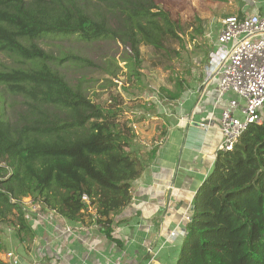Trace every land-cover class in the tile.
Returning a JSON list of instances; mask_svg holds the SVG:
<instances>
[{
  "label": "trees",
  "instance_id": "trees-1",
  "mask_svg": "<svg viewBox=\"0 0 264 264\" xmlns=\"http://www.w3.org/2000/svg\"><path fill=\"white\" fill-rule=\"evenodd\" d=\"M183 32L155 0H0V52L13 62L0 66V264H7L1 224L21 242L35 233L27 197L72 223L85 224L88 215L87 224L125 249L115 217L132 201V184L156 149L142 151L116 97L95 101L86 78L71 83L63 68L97 65L75 51L80 43L115 41L130 47L121 61L128 81L140 83L141 47L173 59ZM104 62L118 78L119 61ZM184 85L176 80L171 100L183 96ZM260 115L262 123L250 125L232 150L217 151L172 264H264V106Z\"/></svg>",
  "mask_w": 264,
  "mask_h": 264
},
{
  "label": "crops",
  "instance_id": "crops-1",
  "mask_svg": "<svg viewBox=\"0 0 264 264\" xmlns=\"http://www.w3.org/2000/svg\"><path fill=\"white\" fill-rule=\"evenodd\" d=\"M262 10V4L252 9ZM218 90V81L214 78L204 81L176 107L175 114L169 111L162 119L148 115L138 122L142 151L156 149V152L149 158L140 178L132 184V201L115 217L116 221H121L116 228L124 240V250L112 248L113 243L98 231L95 223L69 222L74 228L78 227L77 237L62 232L69 223L56 215L59 219L52 220L57 225L49 221L34 227L37 239L32 251L18 246L20 264H29L35 257L48 264H113V260H118V264H172L184 231L180 218L212 170L221 143L219 117L229 97H221ZM202 122L206 125L201 126ZM150 123L153 125L148 128ZM174 214L177 220L172 221ZM177 225H180V234L171 238L170 232ZM5 245L10 248V239H6ZM47 248L53 254H49Z\"/></svg>",
  "mask_w": 264,
  "mask_h": 264
},
{
  "label": "rangeland",
  "instance_id": "rangeland-1",
  "mask_svg": "<svg viewBox=\"0 0 264 264\" xmlns=\"http://www.w3.org/2000/svg\"><path fill=\"white\" fill-rule=\"evenodd\" d=\"M155 2L160 9L168 11L171 17L178 21L184 28L182 37L184 42L181 43L183 48L181 49L180 45L174 44V42L171 43L176 49H181L180 56H174L173 59L168 58L166 60L161 54L155 53L151 46H142V82L138 83L134 79L128 81V70L124 62L121 61L123 54L125 52H130V47L115 41H110V43L108 41H97L92 43L89 47L85 46L84 43H80L79 46L75 48L76 52L79 51L96 62V66L84 68L69 66L63 68L64 73L71 83H75L82 77L86 78L84 84L88 87L87 93L95 101L102 103L111 97H116L117 101L121 103L123 118L130 122L135 121L138 123L141 121L138 119H143V117L146 118L148 115L162 119L169 111L175 114L177 112L176 107L186 101L190 93L194 92L195 88L198 87L200 83L206 82V68L215 42V36L220 30V21L229 15L242 16L244 13L251 12V5H253L252 0H155ZM107 16L109 17V22L115 25V18L110 17L108 14ZM210 32L212 34L208 35ZM69 41V39H66L64 44L71 45L72 43ZM39 43L47 49H56L42 40H39ZM113 57L119 61L121 67L118 72V78H114L112 75L105 72L106 62L104 61L112 59ZM12 63L11 58L0 52V66ZM178 79H183L186 91L182 97L171 100L170 93L174 88V83ZM214 80L215 82L219 81V77L214 78ZM109 81L114 83V85L107 86ZM195 83H197V85L193 87ZM7 109L8 111L11 110L9 106H7ZM152 125L151 123L148 124V128ZM219 134L221 142V130ZM190 139H192L191 135ZM138 143L140 144L142 142ZM31 200L32 202L29 204L31 208L29 211L30 213L34 211L47 212L43 204L32 198ZM31 217H33L32 214L31 216L29 215V218ZM84 218L86 219L85 223H88V215H85ZM171 218L172 221L177 220V215L174 214ZM54 219L56 221V219L59 218L55 216ZM169 220L166 224L167 228L169 226ZM183 220L182 215L180 222ZM66 221L68 223L70 222L68 220ZM37 223L38 221L31 222L34 227L38 226ZM70 223L73 224L72 222ZM70 223L68 226L72 231L67 233H72L74 237H77L76 232L78 227L74 228ZM184 223L185 220L183 221V224ZM89 224H94V222ZM1 225L4 239L3 253L8 250H15L19 253L18 246H21L26 251H32L30 250L31 247L36 245L35 240L37 239V235L35 233H33V237L28 238L27 242H21L14 230L9 232L8 225ZM76 225H78V223ZM97 228L99 231V227ZM6 239H10V248L5 245ZM115 247L117 248V245L113 243L112 248ZM47 251L49 254H53L50 253L52 251L48 248ZM109 259L112 262V259ZM113 264H118V260H113Z\"/></svg>",
  "mask_w": 264,
  "mask_h": 264
},
{
  "label": "built area",
  "instance_id": "built-area-1",
  "mask_svg": "<svg viewBox=\"0 0 264 264\" xmlns=\"http://www.w3.org/2000/svg\"><path fill=\"white\" fill-rule=\"evenodd\" d=\"M253 7L263 5L262 11H251L244 15H229L220 22V30L215 36V42L206 68V82L219 77L218 89L221 97H229L227 106L223 109L219 127L222 140L218 150L229 151L238 142L241 135L252 124L262 123L260 110L264 106V0H252ZM212 33H208L211 35ZM135 133L139 134L140 123H131ZM201 126L206 123L202 122ZM83 199L89 202L87 195ZM22 202L28 210L31 197L23 198ZM90 209H92L90 207ZM31 221L43 225L58 215L55 211L31 212ZM188 208L183 219H189ZM180 225L171 232L170 237L180 234ZM14 228L8 227V231ZM65 225L62 232H71ZM183 231V230H182ZM154 253L152 249L149 250ZM3 252V251H2ZM1 259L7 264H20L21 258L17 251L9 250L3 253ZM29 264H48L39 257L32 258Z\"/></svg>",
  "mask_w": 264,
  "mask_h": 264
}]
</instances>
